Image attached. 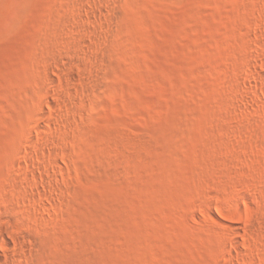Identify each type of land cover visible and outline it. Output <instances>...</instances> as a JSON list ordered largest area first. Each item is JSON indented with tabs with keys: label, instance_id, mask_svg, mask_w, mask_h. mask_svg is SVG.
<instances>
[{
	"label": "rangeland",
	"instance_id": "obj_1",
	"mask_svg": "<svg viewBox=\"0 0 264 264\" xmlns=\"http://www.w3.org/2000/svg\"><path fill=\"white\" fill-rule=\"evenodd\" d=\"M0 264H264V0H0Z\"/></svg>",
	"mask_w": 264,
	"mask_h": 264
}]
</instances>
